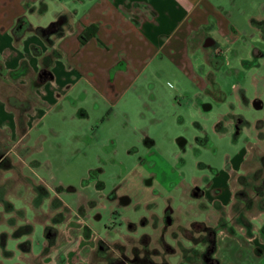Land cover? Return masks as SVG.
I'll list each match as a JSON object with an SVG mask.
<instances>
[{"label":"rangeland","instance_id":"374dc122","mask_svg":"<svg viewBox=\"0 0 264 264\" xmlns=\"http://www.w3.org/2000/svg\"><path fill=\"white\" fill-rule=\"evenodd\" d=\"M74 3L76 0H49L47 10L34 15L31 22L47 26L56 12L69 10ZM77 19L76 16L73 21L76 23ZM244 30L239 38L247 42L236 44L227 53L228 63L218 68L209 63L211 47L191 44V54L199 64L198 75H193L196 80L166 59L156 70V63H135L126 46L121 48L122 38L121 44L115 45L117 52L110 65L102 68L96 61L81 64L78 84L56 93L43 106L38 104L36 111L43 114L21 147H27L22 159L14 157L18 164L12 170L33 180L20 181L12 176V171L1 172L4 167H0V179L10 177L0 187V233L6 235L8 251L3 253L4 240L0 237V264H128L123 255L142 256L146 248L162 253L163 258L153 257L155 261L205 264L199 254L206 245H195L194 241L206 235L207 225H213L209 237L215 238L221 225L218 222L223 219L234 221L243 215V219L250 221L255 217L258 221L264 210V57H258L259 53L249 46L250 39L259 37H253L250 29ZM257 45L264 50L260 41ZM100 46L103 54L109 56V44ZM87 58L93 59L94 52ZM121 73L127 80L128 92L112 105L120 92L108 103L98 89L105 91ZM184 80L189 93L179 96L180 101L176 102L172 92ZM256 98L262 101L260 109L252 106ZM152 100L161 109L158 117L167 121L165 125L151 126L155 145L145 147L140 131L148 126ZM126 101L128 117L122 115ZM203 104L210 105V109L204 110ZM232 113H240L252 123L262 119L257 123L259 130L245 127L234 141L230 133L217 128H225V120ZM178 137L186 140L183 147L176 142ZM243 152L236 170L229 172L231 206L211 203L205 194L197 195L196 187H206L212 168L221 170L228 160ZM143 165L156 173L149 188L159 203L155 214L148 213L143 203L131 209L120 199L133 194L135 200L142 202L143 189H138L133 171H138L141 180L146 175ZM39 180H44L52 196L53 188L58 187L55 195L70 209L57 202L54 207L47 206L46 200L38 211L33 210L31 207L40 206L39 198L44 194L35 187L34 183H43ZM68 187L74 190H67ZM3 201L8 205L4 206ZM80 203L83 207L77 209ZM165 209H170L169 219ZM115 211L116 218L111 215ZM128 221L137 224L130 226ZM28 224L33 226L32 233L30 228L26 235H14ZM45 226L53 232L47 238ZM22 241H28L29 246L31 242V251L19 248ZM217 256L223 261L220 248Z\"/></svg>","mask_w":264,"mask_h":264},{"label":"crops","instance_id":"0c3cea01","mask_svg":"<svg viewBox=\"0 0 264 264\" xmlns=\"http://www.w3.org/2000/svg\"><path fill=\"white\" fill-rule=\"evenodd\" d=\"M48 1L0 0V165L4 160H9V163L13 165V169H3L1 172L14 170L18 164L14 157L22 159L26 153L27 147L25 146L24 149L21 147L30 136V130L38 125L43 114L41 111H36V106L47 104L56 93L68 91L71 86L78 84L81 81V64L96 61L102 68L110 65L114 60L113 53L117 52L115 45L121 44L122 38L124 44H121V48L126 46V50L129 51L135 63H144L148 66L156 63L154 66L156 70L166 59L171 61V65L178 68V71L183 70L188 74L186 76L192 77L198 75L199 64L191 54V44L201 48L210 40L211 44L208 47H211V54L208 60L213 68H218L223 63H228L227 53L233 50L236 44L247 42L239 38L241 34H245L244 29L252 30L251 35L259 37L258 40L250 39L249 46L259 53L258 57H264V50L257 45L259 41L264 44V0H76L69 10L56 12L49 25H33L31 18L37 13H44L48 8ZM76 16L78 19L75 23L73 20ZM21 17L27 22L29 28L24 30L21 36L15 37L14 29ZM89 26H95V34L82 44L79 41V35ZM102 43L109 44L111 47L109 56L103 54L104 50L100 46ZM217 49H220V52L215 54ZM91 52H94L93 59L87 58ZM187 68H189L188 71ZM126 81L121 73L115 84L110 83L111 86L105 91L101 88L98 92L108 103H111L116 93L120 92L116 98L117 101L112 102V105L116 104L128 92ZM103 83L106 84L104 80ZM178 83H182L180 79ZM211 83L215 84L214 81ZM186 85L184 80L183 84L181 86L178 84L172 92L176 102L180 101L179 96L189 93ZM131 99H134V96ZM127 103L128 101L122 105L124 117L130 116L126 107ZM151 104L148 108V110L151 109L148 126L140 131L145 147L155 145L154 134L150 132L151 126L165 125L167 121V118L158 117L161 115L158 113L161 109L158 108L155 100H152ZM206 107L210 109V105L203 104L204 110H207ZM164 113L168 115L167 112ZM231 115H241L245 119V124L238 130L229 128ZM229 117L225 120V128L216 127L224 133H230L234 141L243 134L245 127L259 130L257 123L258 120H262L257 119L252 123L240 113H232ZM176 142L183 147L186 140L178 137ZM245 152L237 155L233 160H228V164H225L221 170L212 168V177H207L206 187H196L197 195L201 194L202 197L205 194L209 196L211 203L220 202L222 206H231L233 195L229 187V172L236 170V165L240 159H243ZM142 168H145L146 175L141 180L138 171L136 169H134L135 172L133 171L138 189L140 190V187L143 189L142 202L135 200L133 194L120 196V199L131 209L138 208L143 203L148 213L155 214L154 210L159 203L156 202L155 195L149 188L156 173L144 165ZM12 172V176L16 175L20 181L33 180L23 176L20 171ZM4 180L0 181L1 188L4 184L1 182ZM39 181L43 183H34L35 187L44 194L43 198H39L40 206H30L33 210L38 211L46 200H49L46 203L47 206L54 207L55 202L61 207L62 204L67 206L55 195V189L59 192L58 187L53 188L52 196L44 180ZM67 190L73 191L74 188L68 187ZM81 207L83 206L80 203L77 209ZM111 213L113 216L118 212ZM263 214L264 210L260 212L258 221L255 217L248 221L243 219V215H239L234 221L223 219L222 222H218L221 225L220 230L215 233V238L209 237L213 225H207L206 235L194 241L195 245H206L204 251L197 254L205 264L208 260L214 264H264ZM116 216L117 214L113 217L116 218ZM97 217L99 218L100 215ZM51 220L55 222L53 217ZM128 222L137 224L133 221ZM84 226L91 228L88 224ZM45 228L49 229L48 235L45 234L47 238L53 232L51 228L46 226ZM31 229L32 233V225ZM14 235L26 234L21 232ZM90 235H86V238H90ZM6 240L1 246L3 253L8 252L5 249ZM188 240L193 242L192 238ZM219 248L224 254L223 261L217 256ZM155 256L163 258L162 253H152L148 259L155 261L153 259ZM163 263L166 264L161 262Z\"/></svg>","mask_w":264,"mask_h":264},{"label":"trees","instance_id":"16d2710c","mask_svg":"<svg viewBox=\"0 0 264 264\" xmlns=\"http://www.w3.org/2000/svg\"><path fill=\"white\" fill-rule=\"evenodd\" d=\"M27 28H29V25L27 24V22H25V20L23 19V17L19 18L18 20V23L14 29V35L15 37H19L21 36V34L24 32V30H26ZM87 30H90V32H86ZM95 34V26H89L88 28H86L79 36V41L80 43H85L89 38H91V36H93ZM0 167H4V169H11L13 166L9 163V160H4V162L0 165ZM3 205L4 206H7L8 203L7 201H3ZM30 228H31V225H25L23 228H20V231L16 233H29L30 231ZM48 230L49 229H46L45 230V234L48 235ZM0 237H3V243L1 244V246L4 245V242H5V237L6 235L3 233L1 234ZM19 247L24 249L25 251H28V249L30 248L29 246V242L28 241H25L23 243H20L19 244ZM210 250V249H209Z\"/></svg>","mask_w":264,"mask_h":264},{"label":"flooded vegetation","instance_id":"af4514ba","mask_svg":"<svg viewBox=\"0 0 264 264\" xmlns=\"http://www.w3.org/2000/svg\"><path fill=\"white\" fill-rule=\"evenodd\" d=\"M205 106H208V105H205ZM229 120H230L229 128H234L236 130H238L239 128H241L243 126V124H245V119H243V117L241 115H231L229 117ZM167 211H168V214H166V217H167V219H169L170 218V216H169L170 215L169 214L170 213V209H165L164 213L167 212ZM130 226H132V224ZM161 240H163V238H161ZM161 243L165 246V242L164 241H162ZM99 246L101 248V247H103V244L101 242H99ZM151 253H157L158 254V251H156L154 249V251L151 252V250L146 248V250L143 252L142 256H140L137 253H133V254L131 253V258H129L128 256H125V255H123V257L126 258L127 261H129V263L132 262V263L138 264L137 261H141V263H148V264H158L159 263V264H161V262H155V261H151V260L148 259V257L150 256ZM206 264H214V263H212L211 260H208L206 262Z\"/></svg>","mask_w":264,"mask_h":264},{"label":"water","instance_id":"95a60500","mask_svg":"<svg viewBox=\"0 0 264 264\" xmlns=\"http://www.w3.org/2000/svg\"><path fill=\"white\" fill-rule=\"evenodd\" d=\"M210 40H208V42H205L204 46H209L211 44V42H209ZM252 106L255 108V109H260L262 108L263 104H262V101L258 98L254 99L252 101ZM206 109H209V107H206ZM216 264V263H215Z\"/></svg>","mask_w":264,"mask_h":264},{"label":"built area","instance_id":"2783aa9c","mask_svg":"<svg viewBox=\"0 0 264 264\" xmlns=\"http://www.w3.org/2000/svg\"><path fill=\"white\" fill-rule=\"evenodd\" d=\"M220 52V49H217V51L215 52V54H218Z\"/></svg>","mask_w":264,"mask_h":264}]
</instances>
